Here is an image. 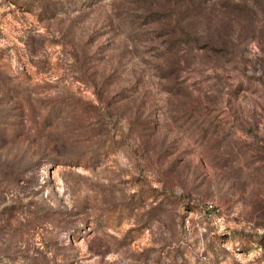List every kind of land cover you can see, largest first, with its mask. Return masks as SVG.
<instances>
[{
    "label": "rangeland",
    "instance_id": "rangeland-1",
    "mask_svg": "<svg viewBox=\"0 0 264 264\" xmlns=\"http://www.w3.org/2000/svg\"><path fill=\"white\" fill-rule=\"evenodd\" d=\"M0 264H264V0H0Z\"/></svg>",
    "mask_w": 264,
    "mask_h": 264
}]
</instances>
